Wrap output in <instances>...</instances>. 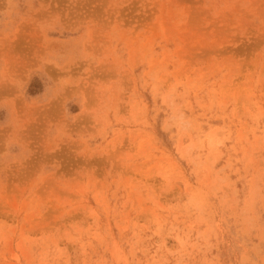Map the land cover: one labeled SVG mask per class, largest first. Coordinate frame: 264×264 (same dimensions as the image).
<instances>
[{
    "label": "rangeland",
    "instance_id": "1",
    "mask_svg": "<svg viewBox=\"0 0 264 264\" xmlns=\"http://www.w3.org/2000/svg\"><path fill=\"white\" fill-rule=\"evenodd\" d=\"M0 264H264V0H0Z\"/></svg>",
    "mask_w": 264,
    "mask_h": 264
}]
</instances>
